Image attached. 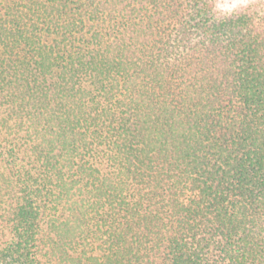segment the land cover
Returning a JSON list of instances; mask_svg holds the SVG:
<instances>
[{
    "label": "trees",
    "instance_id": "16d2710c",
    "mask_svg": "<svg viewBox=\"0 0 264 264\" xmlns=\"http://www.w3.org/2000/svg\"><path fill=\"white\" fill-rule=\"evenodd\" d=\"M0 264H264V8L0 0Z\"/></svg>",
    "mask_w": 264,
    "mask_h": 264
},
{
    "label": "rangeland",
    "instance_id": "374dc122",
    "mask_svg": "<svg viewBox=\"0 0 264 264\" xmlns=\"http://www.w3.org/2000/svg\"><path fill=\"white\" fill-rule=\"evenodd\" d=\"M218 3H228V4H232L235 3L236 7L233 8L230 12L227 11L224 8L218 7L217 4ZM263 3V5H262ZM247 5H256V8L261 9V11H263L264 8V0H215V7L216 9L221 12V13H225V14H229V13H233L236 12L238 10L244 9Z\"/></svg>",
    "mask_w": 264,
    "mask_h": 264
},
{
    "label": "clouds",
    "instance_id": "9594fccd",
    "mask_svg": "<svg viewBox=\"0 0 264 264\" xmlns=\"http://www.w3.org/2000/svg\"><path fill=\"white\" fill-rule=\"evenodd\" d=\"M217 6L218 7H221V8H224L227 11L230 12L233 8L236 7V4L235 3H232V4H228V3H218Z\"/></svg>",
    "mask_w": 264,
    "mask_h": 264
}]
</instances>
